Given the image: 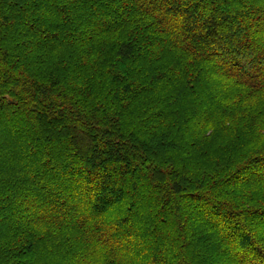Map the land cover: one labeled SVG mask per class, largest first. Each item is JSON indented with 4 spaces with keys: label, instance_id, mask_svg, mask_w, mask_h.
I'll use <instances>...</instances> for the list:
<instances>
[{
    "label": "trees",
    "instance_id": "16d2710c",
    "mask_svg": "<svg viewBox=\"0 0 264 264\" xmlns=\"http://www.w3.org/2000/svg\"><path fill=\"white\" fill-rule=\"evenodd\" d=\"M0 264H264V0H0Z\"/></svg>",
    "mask_w": 264,
    "mask_h": 264
}]
</instances>
